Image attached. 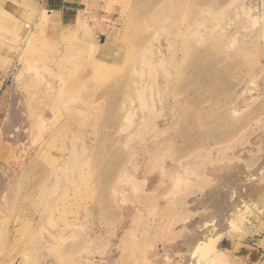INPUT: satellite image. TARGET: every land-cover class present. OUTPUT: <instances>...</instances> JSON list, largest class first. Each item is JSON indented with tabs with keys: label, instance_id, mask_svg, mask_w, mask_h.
Segmentation results:
<instances>
[{
	"label": "rangeland",
	"instance_id": "374dc122",
	"mask_svg": "<svg viewBox=\"0 0 264 264\" xmlns=\"http://www.w3.org/2000/svg\"><path fill=\"white\" fill-rule=\"evenodd\" d=\"M66 5L0 0V264H181L216 187L219 264H264V0Z\"/></svg>",
	"mask_w": 264,
	"mask_h": 264
},
{
	"label": "bare ground",
	"instance_id": "6f19581e",
	"mask_svg": "<svg viewBox=\"0 0 264 264\" xmlns=\"http://www.w3.org/2000/svg\"><path fill=\"white\" fill-rule=\"evenodd\" d=\"M29 25V24H28ZM28 25H26V26H28ZM36 81V80H35ZM34 86H36V88H37V84L35 85L34 84ZM35 88V89H36ZM30 93V92H29ZM37 94V93H36ZM32 96H33V94H32ZM35 96V95H34ZM30 97V96H29ZM31 98V97H30ZM39 99V98H38ZM37 99V100H38ZM2 100H3V98L2 97H0V104L2 103ZM39 101H40V99H39ZM39 107H40V105H39ZM24 119H26V118H24ZM19 121H20V119L17 117V115H16V113H13L12 111L11 112H9L8 113V115H7V117H6V119H4L3 120V123H2V125H1V129H2V132H6V131H8L7 129H12V128H14V127H16L17 125H18V123H19ZM21 122H22V124L23 123H25V121L22 119L21 120ZM30 127H31V125H30ZM10 132H11V130H10ZM32 133V132H31ZM7 136H8V133H7ZM240 168V167H239ZM242 169V168H241ZM237 170V169H236ZM235 170V171H236ZM239 173V172H238ZM227 174V173H226ZM229 175V174H228ZM228 175H227V177H226V175L224 174V176H225V178H228ZM242 176V175H241ZM231 180V179H230ZM237 180H240V178H237ZM234 181V180H233ZM236 181V180H235ZM224 182V181H223ZM218 184H219V182H218ZM224 184H225V182H224ZM223 184V185H224ZM226 184H232V182H226ZM243 185V184H242ZM224 186H226V185H224ZM244 186V185H243ZM229 187V186H228ZM233 187V186H232ZM240 187V186H239ZM242 188V187H241ZM244 189V188H243ZM250 189V188H249ZM258 189V191H260L259 190V188H255L254 190H257ZM234 190H236V189H234ZM254 190H252V191H246V189H244V195H241L242 197H248L249 199V202H248V204L250 203V205L252 206V202L250 201L251 199H253L252 198V196L254 197V195L256 194H254ZM238 191V190H237ZM240 192H242L241 191V189L239 190ZM238 191V192H239ZM212 196H213V199H212V201H210L211 203H210V208H209V206L207 207V204H205V206H204V203L202 202H200V206H204L203 207V209L202 210H205L204 208L206 207L207 209H206V211H204L203 213H200L199 214V219L197 220V219H195L196 220V223L195 224H197V223H199V224H197V225H195L194 226V222L195 221H193V227H191V228H189L190 230L192 229V233H186L185 231H184V233H183V235H182V233H181V237H182V240H181V242H175V243H169L170 245L168 246V251H169V247L172 249V251H174L175 250V252H177L178 250H182V249H184V251H185V253L183 252V250H182V252H183V254L184 255H182L181 253L182 252H180L179 254H181V261H182V263L181 264H219V262L221 261V260H224V259H226V258H229L230 257V255H227V254H225L224 253V251H222L220 248H219V238H220V235L219 234H217V232L216 231H218V230H216V229H218V228H216L215 227V229H213V228H204L203 227V225L202 224H200V222L202 223V220L205 218L206 219V217H207V219H208V217H210L209 219L211 220L212 218V215H215L217 212V210H219V218H220V216H221V214H225L226 215V211L224 210V209H229V208H232V207H234V205H236V204H238L236 201L239 199V196H236V197H238L237 198V200L236 201H231L230 199H229V193H231L232 191L230 190V192L229 193H225V192H223L222 191V189H219V188H214V189H212ZM234 192V191H233ZM256 192V191H255ZM229 194V195H228ZM236 194V193H235ZM238 194V193H237ZM236 194V195H237ZM232 195V194H231ZM239 195V194H238ZM211 197V196H210ZM210 197L208 198V199H210ZM236 197L234 198V199H236ZM257 198V197H256ZM233 199V200H234ZM242 199V198H241ZM254 199H255V197H254ZM246 200H247V198H246ZM201 201H203L202 199H201ZM205 202V201H204ZM239 202V201H238ZM240 202H244V201H240ZM239 202V203H240ZM247 202V201H246ZM199 204H197L196 206H198ZM239 205V204H238ZM238 205H236V206H238ZM253 205H255V203L253 204ZM195 206V207H196ZM240 206V205H239ZM255 207H257V206H255ZM253 208V207H252ZM255 209V208H254ZM222 210H224L225 212L223 213H221L220 214V211H222ZM231 210V209H230ZM213 211H215L216 213L214 214L213 213ZM202 212V211H201ZM197 214H198V212H197ZM224 215V216H225ZM197 216V215H196ZM217 216V217H216ZM216 216H213V218L214 217H216V218H218V215H216ZM196 218H198V217H196ZM219 218L218 219H216V220H219ZM205 219H204V222H205ZM206 219V220H207ZM221 219V218H220ZM222 219H224L225 220V217H223L222 216ZM222 219H221V222H224V221H222ZM232 219V218H231ZM230 219V220H231ZM235 219V218H234ZM209 220V221H210ZM214 220V219H213ZM190 221H192V220H190ZM208 221V222H209ZM215 221V220H214ZM211 222V221H210ZM219 222V225L221 224L220 223V221H218ZM217 222V223H218ZM229 222V221H228ZM231 222H233L232 220H231ZM230 222V223H231ZM216 223V224H217ZM230 223H229V225H230ZM234 223V222H233ZM192 225V223H190V226ZM215 225V224H214ZM217 226V225H216ZM223 226V225H222ZM221 227V226H220ZM228 227V226H227ZM230 227H234V224L232 225V226H230ZM229 227V228H230ZM221 229H222V227H221ZM214 230H216V231H214ZM228 230V229H227ZM181 232H183L182 230H181ZM188 232H189V230H188ZM225 232H227V231H225ZM230 232V231H229ZM178 240V239H177ZM239 243V242H238ZM241 243V242H240ZM249 244V243H248ZM165 245V244H164ZM184 247V248H183ZM253 247V246H252ZM165 248V247H164ZM245 246H241V247H239L238 248V246L236 247V252H237V254L238 255H242V254H244V251L243 250H245ZM170 249V250H171ZM177 250V251H176ZM171 251V252H172ZM187 251V252H186ZM170 252V253H171ZM154 253V252H153ZM150 254V252H149V254L150 255H155V254ZM169 253V254H170ZM178 253V252H177ZM251 254H254L255 255V257L257 258V256L258 255H256L255 254V252L254 251H252V249H251ZM171 255V254H170ZM160 256V255H159ZM178 256V255H177ZM148 257H150V256H148ZM153 257V256H152ZM147 258V257H146ZM154 258V257H153ZM153 258H152V261H153ZM163 258V257H162ZM162 258H160V259H162ZM165 258V257H164ZM176 258V257H175ZM178 258V257H177ZM176 258V259H177ZM151 259V258H150ZM156 259V258H155ZM158 259V258H157ZM156 259V261H158ZM174 259V258H173ZM172 259V260H173ZM163 260V259H162ZM161 260V261H162ZM169 259H167L166 260V262H168V264H171V262H172V260L171 261H168ZM180 260V259H179ZM161 261H159V262H157V263H161ZM154 262H155V260H154ZM163 262H164V260H163ZM233 262V261H232ZM152 263V262H151ZM156 263V262H155ZM227 262H225V263H223V264H226ZM153 264V263H152ZM165 264V263H164Z\"/></svg>",
	"mask_w": 264,
	"mask_h": 264
},
{
	"label": "crops",
	"instance_id": "0c3cea01",
	"mask_svg": "<svg viewBox=\"0 0 264 264\" xmlns=\"http://www.w3.org/2000/svg\"><path fill=\"white\" fill-rule=\"evenodd\" d=\"M75 0H40V14L48 15L50 17H56V15L71 16L74 11L72 8H68L66 3L74 2ZM77 2H83L84 0H76ZM96 1V0H90Z\"/></svg>",
	"mask_w": 264,
	"mask_h": 264
}]
</instances>
